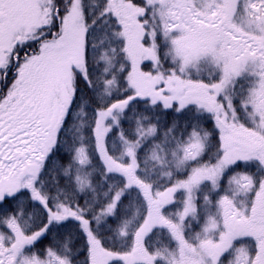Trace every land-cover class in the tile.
<instances>
[{
	"label": "snow or ice",
	"instance_id": "1",
	"mask_svg": "<svg viewBox=\"0 0 264 264\" xmlns=\"http://www.w3.org/2000/svg\"><path fill=\"white\" fill-rule=\"evenodd\" d=\"M0 264H264V0H0Z\"/></svg>",
	"mask_w": 264,
	"mask_h": 264
},
{
	"label": "rangeland",
	"instance_id": "2",
	"mask_svg": "<svg viewBox=\"0 0 264 264\" xmlns=\"http://www.w3.org/2000/svg\"><path fill=\"white\" fill-rule=\"evenodd\" d=\"M151 67L150 63L144 67V70H148Z\"/></svg>",
	"mask_w": 264,
	"mask_h": 264
},
{
	"label": "trees",
	"instance_id": "3",
	"mask_svg": "<svg viewBox=\"0 0 264 264\" xmlns=\"http://www.w3.org/2000/svg\"><path fill=\"white\" fill-rule=\"evenodd\" d=\"M168 118H169V119H171V118H172V116H170V115H169V117H168Z\"/></svg>",
	"mask_w": 264,
	"mask_h": 264
}]
</instances>
